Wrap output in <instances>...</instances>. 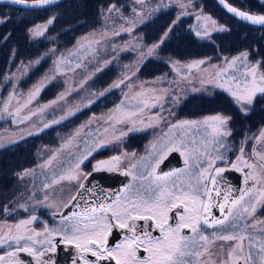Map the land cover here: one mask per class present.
Instances as JSON below:
<instances>
[{
	"label": "rangeland",
	"instance_id": "obj_1",
	"mask_svg": "<svg viewBox=\"0 0 264 264\" xmlns=\"http://www.w3.org/2000/svg\"><path fill=\"white\" fill-rule=\"evenodd\" d=\"M213 1L221 5L219 0ZM245 2H257L264 7V0ZM181 3L185 5L183 8ZM248 12L260 14L256 11ZM162 15L165 17L160 18ZM7 19L8 16L0 14V20L3 21L0 22V27ZM212 20L216 21L215 25ZM48 21L36 22L26 29V34L33 43L40 45L47 42L48 46L42 53L34 57H24L23 52L19 56L16 47L4 44L7 46V56L0 57V150L7 147L12 157L10 163L19 158L13 161L14 170L9 176L13 178V184L10 182L0 194L3 205L0 211L10 209L12 197L27 200L20 202V207L31 205L59 210L76 195L85 174L93 170L97 161L109 160L113 156L121 158L120 168L114 171L130 169L132 172L130 181L113 199V204L121 207L127 204L129 199L135 198L136 189L142 181L134 180L133 175H138L141 171L146 173L144 165L154 158L153 145L159 146L162 138L168 134L171 124L184 120L204 121L216 115L230 117L226 127L231 135L224 138L227 150L219 148L225 160H217L214 167H231L241 155L240 148L243 146V159L254 165V168L249 169L243 163L238 167L244 175L251 171L257 179L264 176L260 156L253 155L254 149L258 154L264 153V137L261 136L264 124L254 131L248 128L238 130L232 125V117L223 112L200 116L180 114V109L190 96H213L217 93L227 95L233 106L242 114L251 112L256 100L264 109V93H256L252 104L245 105V112L241 103L226 90L229 87L235 90L236 81L230 79L232 76H236L241 85L243 84L240 73L248 70L245 64L257 65L256 77L257 83H260L259 77L264 74V69L259 60L252 59L250 51L243 50L233 55L198 56L184 60L172 54L162 53V43L176 37L175 34L181 27L186 26L200 42L209 41L216 32L227 29L203 0H145L143 4L137 3L136 0H115L100 8L96 22L89 30L79 33L67 44H63V35L60 37L59 33H51L52 24H48ZM44 25H47L46 30ZM37 26L41 28L37 29ZM204 29L208 30L210 36L196 35L198 30L203 34ZM37 30L43 31V35H35ZM2 45L3 42L0 48ZM154 45L158 47L153 48ZM21 49L25 51L24 48ZM245 52L248 54L246 60L238 61L234 67L228 66L233 57H239ZM149 59L163 62L168 68L163 67L164 70L160 73L146 76L140 72V68ZM201 60L205 63L190 67L193 62ZM221 69H224V73L217 78L216 73ZM104 71H110L113 77L107 85L99 86L96 84V78ZM121 81L123 82L120 83ZM116 84H119V87H115ZM53 86L58 87L55 95L43 100V92ZM106 98L111 102L114 99L115 102L110 106L100 107L97 111L80 114L98 100ZM157 114L166 119L157 120ZM211 123L209 121V125ZM205 129L211 131L208 125H204L199 132L195 128L187 132L174 129L169 135L176 138L183 136L190 147L199 148L204 140L210 139ZM136 133L145 134L146 141L140 148H129L126 145L128 137ZM193 140L195 144L192 143ZM103 150V153L97 154ZM211 150L212 146L209 147V151ZM17 151L23 154L14 155ZM89 152L91 154L87 155V159H83ZM132 153H135V156ZM199 156V166L194 158L190 159L192 167L180 175L181 181L188 179L189 172L194 173L199 171V167H207V158L203 152H200ZM81 160L82 163L77 169L75 165ZM183 161L184 164L177 169L188 167L185 164V156ZM132 164L137 167L131 168ZM25 170H29V174L21 177L20 174ZM209 171L211 172V169ZM70 175H76L78 179H60L61 176ZM54 180L58 183H53ZM135 183L140 185L136 187ZM254 183L255 181L249 179L246 189ZM262 192L264 180L256 184L252 188L251 196H246L245 199L255 201L257 197H261ZM45 195L48 196L47 200L44 199ZM261 200H264V197H261ZM261 207V203H256L255 215L257 219L264 220ZM180 212H183V208ZM9 220V215L0 212V231ZM171 222L170 219L169 223ZM245 222L253 223L248 220L241 221V224ZM204 227L206 234L218 231V227ZM261 227L264 226L257 225L256 228L249 229L255 237L252 241L253 253L259 252L260 240L264 239ZM191 235L192 233L188 236ZM228 243L232 242L216 241L215 246L210 245L215 250L224 244V250L220 251L218 257L196 259H204L207 264H215L217 259L227 260L226 252L231 250ZM248 252L249 240L246 239L243 254ZM254 258L258 260V257ZM129 264H132L131 260ZM228 264H234V261L228 260Z\"/></svg>",
	"mask_w": 264,
	"mask_h": 264
},
{
	"label": "snow or ice",
	"instance_id": "obj_2",
	"mask_svg": "<svg viewBox=\"0 0 264 264\" xmlns=\"http://www.w3.org/2000/svg\"><path fill=\"white\" fill-rule=\"evenodd\" d=\"M8 2L31 7H41L54 3L55 0H32L31 5L28 4V0H8ZM136 2L143 4L145 0H136ZM219 3L229 13L234 14L242 20L250 21L252 24L264 25V15H253L240 11L231 4L226 3V0H219ZM180 6L183 8L185 5L181 3ZM111 10L109 9V11ZM0 22L3 21L0 20ZM52 22V20H49L47 23L51 24ZM211 22L213 25L216 24L214 20ZM39 28L41 26H37V29ZM43 28L46 30L47 25H44ZM125 31H128V29H125ZM34 34L37 36L43 35V31L37 30ZM196 35L207 37L210 36V33L207 29H204L203 34L198 30ZM155 47H158V45L153 46V48ZM149 51L151 52V50ZM247 55L245 52L241 53L239 57H233L228 66L234 67L238 61L242 59L246 60ZM204 63L205 61L203 60L196 61L190 67H196ZM245 68L248 70L240 73V76L243 77V84L241 85L240 80L236 76H232L230 79L236 81L235 90L231 87L226 90L230 92L238 103H241L242 110L246 112L245 105L252 104L256 93H264V74L259 77L260 83L258 84L256 77L257 65L245 64ZM223 73L224 69H221L216 73V77L219 78ZM114 86L119 87V84ZM218 86L223 87V85ZM156 119L163 121L166 118L157 114ZM229 120L230 117L216 115L208 117L204 121L184 120L171 124L168 134H165L159 146L153 145L154 151L152 155L154 158L149 164L144 165L147 169L146 173L141 171L138 175H133L134 180L139 179L142 181L140 187L136 189L134 199H129L128 203L121 207L100 204L97 207L87 209L82 214L72 213L71 216L62 215V220L71 221L76 219L79 222L74 224L65 223L62 228L49 229L45 227L43 232H36L35 236L21 235L19 234V230L22 225H29L37 218L33 216L30 220H21L15 226L17 229L16 234L9 229L4 236H0V246L8 244L11 247L10 241L16 245L11 251L0 255V264H24V261L18 255L21 252H26L28 255L33 256L36 264H51L50 261L42 259L47 251L55 250V245L51 240L47 241L48 248L46 250H35L27 243L28 241L38 243L39 241L36 240V237L44 236L45 233L48 235H61L64 243L73 245L81 253L79 261L82 264H105V262L111 261H115V264H129V260L132 261V264H207L206 260H198L196 258L208 257L211 259L213 256L218 257L220 251L224 250V244L219 245L213 250L210 245L215 246L216 241L232 243H228V248L231 250L226 252L227 260L217 259L215 264H228V260L234 261V264H239L241 259L243 260V264H264V239L260 240L259 252L253 253L252 248L254 244L252 241L255 237L249 232L250 228L254 229L257 225L264 226V220L257 219L255 215L257 211L256 203H261V206L264 207V200H261V197H264V192L255 201L245 199L246 196H251L252 188L256 184H259L261 180H264V176L257 179L253 172L245 173L246 184L249 179L255 181L252 187L234 198H230V190H225L222 196L223 202H215L216 198L221 197V189L217 187L219 183L217 178L221 177V174L226 169L214 167V165L217 160H225V156L219 152V148L227 150L224 138L231 135L226 127ZM209 121L212 122L210 125ZM204 125H208L211 128L210 132L205 129L210 139L204 140L199 148L190 147L185 142L183 136L176 138L169 135L174 129L187 132L195 128L199 132V129ZM261 136L264 137V130H262ZM192 143L195 144V140ZM210 146H212L211 151H209ZM169 152H180L182 156H185V164L188 167L172 172L158 173L157 169ZM200 152H203V155L207 158V167H199V171L194 173L189 172L188 179L181 181L180 175L189 171L192 167L189 163L190 159L194 158L197 161V166H199ZM243 152L244 148L241 146V155L237 157L236 162L231 164V167L237 171L242 170L238 167L240 163H243L249 169L254 168V165L243 159ZM90 154L91 152L86 154L83 159H87V155ZM132 155L135 156V153H132ZM253 155L260 156L261 167L264 168V153L258 154L254 149ZM80 163H82V160L78 161L75 165L77 169ZM120 164L121 158L113 156L109 160L97 161L93 170L114 171L120 168ZM136 167V164L131 165L133 169ZM210 169L211 172L209 171ZM28 174L29 170H25L20 175L23 177ZM124 174L132 175V172L129 169ZM87 175H90V173L85 174V178ZM173 177H176V179L174 180ZM65 178L77 180L78 176L60 177V179ZM53 183H58V181L54 180ZM45 187H48V185H45ZM79 188H84V184L80 183ZM213 192H215V197L213 196ZM44 199L47 200L48 196L45 195ZM71 199L75 200L76 197L73 196ZM21 207H24V205H21ZM64 207H68V205L65 204ZM181 208H183V212L179 211ZM213 208L219 209L222 218H218L212 214L211 210ZM174 209L177 210L176 215L179 217L175 225L169 223L171 219L169 214ZM109 211L111 212V216L107 215ZM248 220H252L253 223L245 222L241 224V221ZM204 226H207V228L218 227V231L206 234ZM114 228L125 230V232L131 235L125 236L121 244L110 247L109 237L112 235ZM151 228L158 229L160 236L154 237L150 231ZM184 229H189L192 235H184ZM260 230L264 231V227H261ZM246 239L249 240V252L244 255V241ZM21 240H24L25 243L21 244ZM141 247L149 254L147 259H139L137 257V251ZM88 253L95 259H88L86 255ZM254 257H258V260ZM73 264H77L76 259H73Z\"/></svg>",
	"mask_w": 264,
	"mask_h": 264
},
{
	"label": "trees",
	"instance_id": "obj_3",
	"mask_svg": "<svg viewBox=\"0 0 264 264\" xmlns=\"http://www.w3.org/2000/svg\"><path fill=\"white\" fill-rule=\"evenodd\" d=\"M115 0H63L59 4L39 10L21 9L10 5H0V14L8 16V19L0 27V44L3 42V47L0 48V57L7 56V46L4 44L16 47L19 56L30 57L42 53L48 46L47 42L43 44H35L30 41L29 36L26 34V29L31 25L40 21L52 20L51 33H59L63 35L65 41L63 44L70 42L72 38L79 33L89 30L93 23L96 22L99 10L101 7L106 6ZM215 15L220 18V21L227 26V29L222 32H216L212 39L209 41H198L194 34L185 26L181 27L176 32V37H172L171 41L162 43L161 51L164 54H172L175 57L184 60L198 56H211L218 54H236L243 50H248L254 60H259L262 68L264 69V26L253 25L232 13H229L223 5H218L213 0H203ZM216 3V4H214ZM226 3L231 4L240 11H256L264 15V7L259 3H247L245 0H226ZM213 5L214 7H211ZM162 15L160 18H164ZM159 22V20H156ZM163 28H161L162 31ZM179 36V37H178ZM156 40V39H153ZM10 43V44H8ZM24 48L25 51H23ZM166 67L163 62L158 60L149 59L144 62L140 68V72L145 73L146 76H153ZM107 70V69H106ZM42 69L39 71L41 73ZM113 75L110 71H104L96 78V84L99 86L107 85L112 79ZM52 89V90H51ZM58 87H49L43 94V100L52 98L57 92ZM258 99V98H257ZM113 101L109 99L98 100L91 107L81 111L88 114L100 109V107L110 106ZM258 100L255 102V107L248 114H242L233 106L229 97L223 93H217L213 96L192 95L183 104L180 109V114L187 116H197L208 113L223 112L232 117V125L238 130L248 128L252 131L258 129L264 124V109L261 108ZM83 115V116H84ZM79 117V114H78ZM146 141L145 134L136 133L128 137L126 145L129 148L141 147ZM9 150L3 148L0 150V194L3 189L7 187L13 178L9 177L14 168L13 159L8 153ZM99 151L97 154L103 153ZM23 152H15L14 155H20ZM104 156V155H102ZM13 184V183H12Z\"/></svg>",
	"mask_w": 264,
	"mask_h": 264
},
{
	"label": "flooded vegetation",
	"instance_id": "obj_4",
	"mask_svg": "<svg viewBox=\"0 0 264 264\" xmlns=\"http://www.w3.org/2000/svg\"><path fill=\"white\" fill-rule=\"evenodd\" d=\"M182 158H183V156H182ZM125 171L126 170L114 171V172L124 173ZM171 171H173V170H171ZM171 171H168V172H171ZM164 173H167V172H164ZM129 181H130V175H128L127 182L122 186V188L118 192V194L124 189V187L127 185V183ZM134 185L137 187L140 184L137 185L135 183ZM246 187H247V184L245 183V175H244L242 192L245 191ZM118 194L113 195L108 200L102 201L100 204L114 205L113 199H115L114 197H117ZM12 198H13L12 200L10 199L11 200L10 209L5 210V211L4 210L0 211L1 213H6L7 215L10 216V220L7 222V225H4L1 227L2 229L0 231V236H4L5 233L9 229H11L14 234H16L17 229L15 226L21 220H30L33 216H35L37 219L29 225H22L20 230H19V234L24 235V236H35L36 232H43L45 227H47L49 229L62 228L65 223L74 224V223L79 222L76 219H73L71 221L62 220V216H59L58 214L63 211L64 207L59 209V210H48L47 208H42V207H37V206L31 207V205L20 207L19 203L24 202L25 200L19 199V197H12ZM69 202L67 204H69ZM100 204H97L96 206H92L90 208L97 207ZM1 206H3V205H2V202L0 200V207ZM90 208H88V209H90ZM261 208H262V211L264 212V207H261ZM86 210L74 212V213L82 214ZM71 215H72V213L67 215V216H71ZM98 215H99V213H98ZM107 215L111 216V212L109 211L107 213ZM214 216H216L218 218H222L220 212H218ZM178 219H179V217L176 215V212L173 211L171 214V221H172L171 224L175 225V223L178 221ZM113 223H115V221H113ZM150 231L154 237L160 236V232L158 229L151 228ZM183 234L190 235L191 231L189 229H184ZM113 235H115L117 237L114 241H112L110 239ZM129 235H131V234L125 232V230L114 228L112 231V235L109 237V246L115 247L117 244H121L124 241L125 236H129ZM36 240L39 242L38 243H33L32 241L27 242L35 250H46L48 248V243H47L48 240H51L52 243L55 245V250L54 251H47L46 255L42 258L43 260H48L51 262V264H73V259H76L77 264H82V262L79 261V256L81 255V253H79L78 250L73 245L64 243L61 235H48L47 233H45L44 236L36 237ZM9 243L11 244V247H9L8 244L0 246V255H4L6 252L11 251L13 248L16 247L15 243H13L11 241ZM20 243L24 244L25 241L21 240ZM18 255H19V258L24 261V264H36L35 258L33 256L28 255L26 252H21ZM86 255H87L88 259H90V260L95 259L94 257H91L90 253H88ZM136 255L138 256L139 259H146L149 254L146 251H144L143 247H141L137 251ZM105 264H115V261L105 262ZM239 264H243L242 259L239 261Z\"/></svg>",
	"mask_w": 264,
	"mask_h": 264
},
{
	"label": "water",
	"instance_id": "obj_5",
	"mask_svg": "<svg viewBox=\"0 0 264 264\" xmlns=\"http://www.w3.org/2000/svg\"><path fill=\"white\" fill-rule=\"evenodd\" d=\"M62 1L63 0H55L54 3L41 7H31L22 4H13L8 2V0H0V5H10L21 9L39 10L55 6ZM31 3L32 0H28V4L31 5ZM248 13L253 15H262L252 12ZM245 22L252 24L250 21ZM183 164L184 161L180 152H170L169 155L161 162L157 171L158 173L168 172L181 167ZM220 168H225L226 170L221 174V177L217 178L219 181L217 187L221 189V197L216 198V203L223 202L222 196L225 190H230V198L239 196L242 192L244 180L243 171H237L229 166H220ZM89 173L90 175H87V177L82 181L84 188L78 189L75 195L76 199L71 200L68 204V207H64L63 211L58 214L59 216H67L74 212L84 211L92 206L100 204L104 200L110 199L113 195L118 194L128 179V175H125L122 172L92 170ZM213 196L215 197V192H213ZM211 211L213 215H216L218 212H220L218 208H213ZM116 238L117 237L113 235L110 239L114 241Z\"/></svg>",
	"mask_w": 264,
	"mask_h": 264
}]
</instances>
